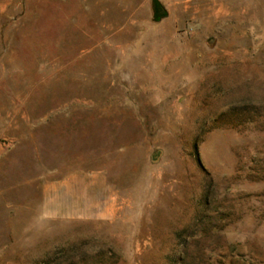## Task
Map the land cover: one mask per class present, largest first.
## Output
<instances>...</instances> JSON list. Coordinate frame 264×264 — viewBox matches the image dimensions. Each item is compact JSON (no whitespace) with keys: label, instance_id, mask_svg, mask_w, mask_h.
Segmentation results:
<instances>
[{"label":"rangeland","instance_id":"obj_1","mask_svg":"<svg viewBox=\"0 0 264 264\" xmlns=\"http://www.w3.org/2000/svg\"><path fill=\"white\" fill-rule=\"evenodd\" d=\"M0 159V264H264V0H0Z\"/></svg>","mask_w":264,"mask_h":264},{"label":"crops","instance_id":"obj_2","mask_svg":"<svg viewBox=\"0 0 264 264\" xmlns=\"http://www.w3.org/2000/svg\"><path fill=\"white\" fill-rule=\"evenodd\" d=\"M96 185L98 190H101V182L98 181L95 183L94 177L86 173L77 174L65 181L61 178L54 179V181L45 184L43 189L44 207L48 218L62 220L75 218L85 219L90 217L93 214V191ZM12 192L11 189L10 198L5 200V222L8 221L9 215L11 227L13 220L12 209L14 205ZM6 194H8V190H6ZM8 209L11 210L10 213H8ZM114 212L115 209H112L110 206L106 209V213L108 214H113Z\"/></svg>","mask_w":264,"mask_h":264},{"label":"water","instance_id":"obj_3","mask_svg":"<svg viewBox=\"0 0 264 264\" xmlns=\"http://www.w3.org/2000/svg\"><path fill=\"white\" fill-rule=\"evenodd\" d=\"M167 16L166 9L158 2L155 1V17L156 21L161 20L163 17Z\"/></svg>","mask_w":264,"mask_h":264}]
</instances>
